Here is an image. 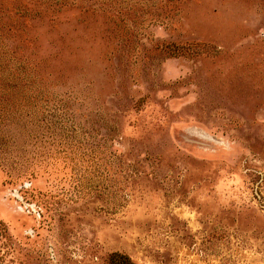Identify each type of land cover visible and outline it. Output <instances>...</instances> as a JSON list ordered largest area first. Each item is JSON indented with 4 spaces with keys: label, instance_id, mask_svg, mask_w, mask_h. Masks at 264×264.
I'll return each instance as SVG.
<instances>
[{
    "label": "rangeland",
    "instance_id": "obj_1",
    "mask_svg": "<svg viewBox=\"0 0 264 264\" xmlns=\"http://www.w3.org/2000/svg\"><path fill=\"white\" fill-rule=\"evenodd\" d=\"M0 46V264H264V0H0Z\"/></svg>",
    "mask_w": 264,
    "mask_h": 264
},
{
    "label": "trees",
    "instance_id": "obj_2",
    "mask_svg": "<svg viewBox=\"0 0 264 264\" xmlns=\"http://www.w3.org/2000/svg\"><path fill=\"white\" fill-rule=\"evenodd\" d=\"M2 47L0 46V87L2 89H16L21 91H27L35 87L36 80L31 73H26V69L21 66L13 65L11 68L5 64V55H1ZM12 69V71H11ZM25 69V70H24ZM26 105L30 102L24 101ZM19 105V104H18ZM112 260L119 261V264H129L130 260L120 255H112Z\"/></svg>",
    "mask_w": 264,
    "mask_h": 264
}]
</instances>
